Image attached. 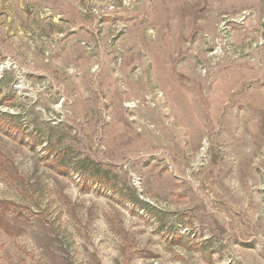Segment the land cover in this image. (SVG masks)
<instances>
[{"label":"rangeland","instance_id":"obj_1","mask_svg":"<svg viewBox=\"0 0 264 264\" xmlns=\"http://www.w3.org/2000/svg\"><path fill=\"white\" fill-rule=\"evenodd\" d=\"M0 264H264V0H0Z\"/></svg>","mask_w":264,"mask_h":264},{"label":"trees","instance_id":"obj_2","mask_svg":"<svg viewBox=\"0 0 264 264\" xmlns=\"http://www.w3.org/2000/svg\"><path fill=\"white\" fill-rule=\"evenodd\" d=\"M6 116L9 118H15L14 115L6 114ZM10 121L11 120H9L8 123H10ZM48 144H50L49 147H54L52 142H49ZM54 159H55L54 162L57 164L59 170L61 171L68 172L71 169H76L78 172H80L85 177H90V176L94 177L95 175H97V172L93 168L85 166L83 162H78L72 165L62 163L65 160V149H61V151L56 154Z\"/></svg>","mask_w":264,"mask_h":264}]
</instances>
